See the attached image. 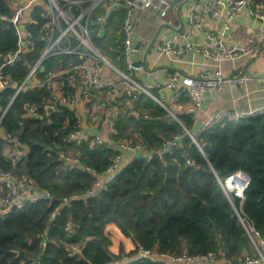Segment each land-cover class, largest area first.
Instances as JSON below:
<instances>
[{
	"label": "trees",
	"instance_id": "16d2710c",
	"mask_svg": "<svg viewBox=\"0 0 264 264\" xmlns=\"http://www.w3.org/2000/svg\"><path fill=\"white\" fill-rule=\"evenodd\" d=\"M43 11L42 7L34 11V22L39 24L29 26L34 48L22 54L15 67L6 68L13 81L25 78L28 66L44 48L40 33V25L45 22ZM10 15L8 0H0V66L2 56L20 48L17 27L1 19ZM94 41L116 59L117 53L109 49L110 44L105 45L103 38L96 35ZM56 64V58H52L46 68ZM13 95L11 88L1 92L0 105L6 108ZM46 96L44 90L19 94L3 119L4 128L27 146L17 174L32 178L54 200L27 202L0 216V264H107L134 255L140 247L167 255L216 251L237 264L249 251V239L219 179L224 181L240 171L251 178L243 210L264 233V114L215 124L197 138L201 150L187 134L193 124L191 115H180L178 122L154 100L141 96L135 107L137 115L119 118L115 138L141 140L154 152L176 137L178 145L162 158L155 155L148 161L136 157L107 191L83 198L95 177L85 169L65 167L60 154L72 148L80 154L83 165L101 172L109 166L114 152L91 148L88 141L81 146L69 143L74 114L61 109L47 116ZM32 104L40 106L43 118L26 116L27 106ZM6 145L0 137V169L4 171L12 168L3 153ZM186 158L194 166L187 165ZM65 197L71 201L51 219ZM234 203L238 208L241 205L237 198ZM68 222L73 224L71 231L66 230ZM111 224L132 239L133 250L128 252L121 244L119 253L112 252L113 233L107 230ZM45 231L48 244L43 248ZM69 246H78L80 252L71 251ZM128 264L162 263L141 258Z\"/></svg>",
	"mask_w": 264,
	"mask_h": 264
},
{
	"label": "built area",
	"instance_id": "2783aa9c",
	"mask_svg": "<svg viewBox=\"0 0 264 264\" xmlns=\"http://www.w3.org/2000/svg\"><path fill=\"white\" fill-rule=\"evenodd\" d=\"M9 3H12L11 15L2 16L1 19L17 27L20 48L2 56L3 63L0 66V93L8 88L14 90L8 106L3 108L0 105V137L8 143L3 148V153L12 165L8 171L0 169L1 217H5L14 207H20L27 202L33 203L39 199L54 200L51 194L39 188L32 178L27 175L20 177L16 172L18 165L27 155V146L17 135L4 128L3 119L19 94L32 90L46 91L44 105L47 116L61 109L70 110L74 114L75 122L67 137L69 143L81 146L88 141L91 148H105L114 152L109 166L101 172L83 165L80 154L75 153L74 150L60 154L65 167L82 168L95 177L93 185L82 195L83 198H92L107 191L123 169L136 157H143L148 161H151L155 155L162 158L166 152L178 145V137H176L166 141L161 150L154 152L141 140L133 142L126 138H115L118 132L117 122L125 105L135 111L139 98L147 96L165 109L170 117L181 122L180 115L197 114L210 92L220 93L230 84L255 82L264 85V76L249 72L225 76L220 65L224 59L232 58L238 52L245 50L239 43L228 46L225 42L227 31L235 16L249 8L252 16L264 21V7L254 6L251 0H207L204 6L207 12L214 17H222L225 12V17L221 28L206 32L205 44H180L182 39L192 34L191 28L159 44L157 50L162 54L182 56L187 52H198L216 62L213 68H207L197 76H184L180 81L171 80L167 83L159 81L147 83L133 76L131 71L144 70V66L136 64L133 58L136 53L133 36L139 22V14L151 13L163 18L172 7L170 1L8 0ZM38 7L44 10L42 18L45 22L40 25L44 48L38 59L28 66L25 78L22 81H13L6 73V68L15 67L21 55L34 48L33 33L29 26L38 25L39 22L25 19L30 17V11L34 13ZM99 9H104L105 13L97 16ZM120 11L122 22L117 42L120 45V58L125 64V70L121 69L94 41L95 35H99V31L109 26L110 14ZM94 20L102 23L98 32L92 27ZM52 58H56L57 64L47 69L46 63ZM65 58L68 59L66 62ZM167 92L173 94L168 96ZM104 95L109 97L105 98ZM47 107H53L54 110L49 112ZM82 113L86 114L88 120L84 119ZM257 114H264V106L258 110L223 109L208 118L201 132L187 130V134L202 150L197 138L203 131L215 124L238 122ZM26 116L43 118L40 106L28 105ZM186 161L187 165L194 166L190 158H186ZM237 175L242 176L245 182L241 187L236 184V188L231 191L229 182L235 180L234 183H237ZM219 182L225 195L233 204L249 239V251L237 264H264V233L243 210L245 191L251 182L250 176L240 171L230 175L224 181L219 179ZM236 198L241 201L239 208L234 203ZM70 201L71 198L65 197L51 214V219L56 217L62 205ZM72 229L73 224L68 222L66 230ZM42 238L41 246L46 248L48 244L46 231L42 234ZM69 247L75 253L80 252L78 246ZM141 258L162 264H234L216 251L199 255L189 253L167 255L144 247H140L132 256L127 255L107 264H128Z\"/></svg>",
	"mask_w": 264,
	"mask_h": 264
},
{
	"label": "crops",
	"instance_id": "0c3cea01",
	"mask_svg": "<svg viewBox=\"0 0 264 264\" xmlns=\"http://www.w3.org/2000/svg\"><path fill=\"white\" fill-rule=\"evenodd\" d=\"M172 7L168 10L167 15L163 18L151 14H139L133 44L136 53L133 55L135 63L144 66V70H133L131 74L144 82H162L167 83L171 80L180 81L184 76H197L207 68H213L215 61L205 58L198 52H187L182 56L162 54L157 50L159 44L166 40L173 39L186 29L191 28L192 34L181 40V45L188 43L202 45L206 43V32L221 28L224 24L225 12L222 17H214L204 8L207 0H183L181 3L174 5L175 0H168ZM256 7H264V0H251ZM11 4V5H10ZM12 8V3L8 4ZM105 13L104 9H99L98 15ZM33 13L30 11V17L26 21L34 22ZM110 22L105 30L99 31L100 25L93 21L92 27L99 31L100 38L105 42L108 36L113 33L115 25L118 24V30L115 34L119 35L122 12H113L108 17ZM104 31L102 35L101 32ZM96 36V35H95ZM118 38H112L109 41L113 52L117 53L116 59H112L118 66L125 70V64L120 58V45ZM225 42L228 46L239 43L245 50L238 52L232 58L224 59L220 65L225 76H236L242 72H249L257 76H264V21L252 16L249 8H246L237 14L230 24L227 31ZM101 48V47H100ZM102 50V49H101ZM103 51V50H102ZM104 52V51H103ZM172 92H167L171 96ZM105 98L109 97L104 95ZM124 105V104H123ZM264 106V85L255 82H246L242 84H230L220 93L210 92L204 105L198 110L197 114L192 117V132H201L204 123L208 118L223 109H245L258 110ZM123 107V113L137 115V113ZM85 120L88 117L82 113ZM47 115V114H46ZM89 123V121H87ZM94 132V131H92ZM69 151H73L72 148ZM24 177V174H19ZM107 230L112 231L110 235L112 240L111 250L115 254L119 253L121 244H124L127 251L133 250L135 245L131 238L125 237L120 229L111 224Z\"/></svg>",
	"mask_w": 264,
	"mask_h": 264
},
{
	"label": "rangeland",
	"instance_id": "374dc122",
	"mask_svg": "<svg viewBox=\"0 0 264 264\" xmlns=\"http://www.w3.org/2000/svg\"><path fill=\"white\" fill-rule=\"evenodd\" d=\"M117 27H118V24L115 25V28H114V29H116V30H113V33H111V34L108 36V39L105 40V45H108V44H109V41H110L112 38H114V37H115V38H118L119 35L115 34V31L118 30ZM98 46H99V45H98ZM99 47H101V46H99ZM100 49H102V47H101ZM102 50H103V49H102ZM103 51H104V50H103ZM104 52H105V51H104ZM115 63H116V62H115ZM117 64H118L119 66H121V64H120L119 62H118ZM130 132H131V131H129V133H130ZM129 133H128V134H129ZM133 136H134V135H133ZM136 136H137V135H135V137H136ZM128 140H131V141H133V142H136V141H134L133 139H128ZM128 252H129V251H128Z\"/></svg>",
	"mask_w": 264,
	"mask_h": 264
},
{
	"label": "bare ground",
	"instance_id": "6f19581e",
	"mask_svg": "<svg viewBox=\"0 0 264 264\" xmlns=\"http://www.w3.org/2000/svg\"><path fill=\"white\" fill-rule=\"evenodd\" d=\"M237 183H234L235 180L233 182H229V186H230V189L231 191L234 190L236 188V184H238L239 187H241L243 184H244V178L240 175H237Z\"/></svg>",
	"mask_w": 264,
	"mask_h": 264
},
{
	"label": "water",
	"instance_id": "95a60500",
	"mask_svg": "<svg viewBox=\"0 0 264 264\" xmlns=\"http://www.w3.org/2000/svg\"><path fill=\"white\" fill-rule=\"evenodd\" d=\"M182 1H183V0H175V1L173 2V4L176 5V4L181 3ZM97 24H98V25H101L102 23H101V22L94 23V25H97ZM101 34L103 35V34H104V31H102ZM53 110H54L53 107H47V111L51 112V111H53Z\"/></svg>",
	"mask_w": 264,
	"mask_h": 264
}]
</instances>
